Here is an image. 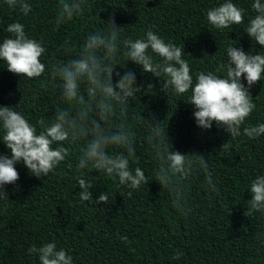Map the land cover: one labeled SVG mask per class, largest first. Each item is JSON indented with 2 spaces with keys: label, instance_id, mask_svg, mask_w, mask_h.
Returning <instances> with one entry per match:
<instances>
[{
  "label": "trees",
  "instance_id": "1",
  "mask_svg": "<svg viewBox=\"0 0 264 264\" xmlns=\"http://www.w3.org/2000/svg\"><path fill=\"white\" fill-rule=\"evenodd\" d=\"M28 2L32 11L25 17L0 0V42L10 35L5 31L9 23L24 24L27 34L46 47L41 57L45 77L58 60L67 58L59 50L65 39L78 49L89 33L111 28L109 17L119 27L121 39L143 38L150 29L166 43L183 46L194 79L198 72L224 76L220 68L229 45L264 54V48L243 31L255 15L253 0H232L245 10L244 23L223 30L215 29L206 18L207 10L223 0H87L83 17L58 29L53 21L59 0ZM125 61L122 52L118 53L115 70L121 75L133 71L141 89L129 104L130 118L141 113L149 124L161 121L167 125L171 150L204 155L216 191H208L205 177L197 172L186 189L192 211L182 215L155 180L132 190L117 187L116 177L92 169L77 171L83 142H62L68 150L66 159L46 177L31 175L22 162L15 165L19 179L5 186L7 197L0 196V264H40L38 256L27 249L49 242L71 255L73 264H264V212L244 215L250 199L248 187L257 175L264 174V134L234 139L215 123L210 130L197 127L194 109L185 103L188 94L175 96L171 90L166 94L161 88L164 78L158 80ZM42 79L19 77L0 61V106L20 112L32 124L38 120L50 124L55 119L54 107H64L65 102L58 96L59 81L50 80L45 88ZM241 82L247 87L246 81ZM249 94L256 107L242 128L264 123V75ZM146 124L136 127L138 141ZM0 154H9L2 142ZM137 156L138 162L130 166L141 167L151 178L155 164L147 146L138 144ZM81 175L94 183L91 201L79 199L77 179ZM102 192L109 197L108 205L96 203ZM122 236L129 242L122 241ZM177 251L183 252L179 260L173 259Z\"/></svg>",
  "mask_w": 264,
  "mask_h": 264
},
{
  "label": "clouds",
  "instance_id": "2",
  "mask_svg": "<svg viewBox=\"0 0 264 264\" xmlns=\"http://www.w3.org/2000/svg\"><path fill=\"white\" fill-rule=\"evenodd\" d=\"M87 0H59L54 18L56 29L76 17H83ZM11 10L27 17L32 11L28 0H3ZM251 9L255 13L243 30L247 36L264 48V2L253 0ZM243 8L232 0H223L206 12L207 22L215 29L223 30L244 23ZM108 21L107 32L89 33L81 47L70 45L65 39L60 46L67 57L58 60L45 77L46 66L41 62L46 47L42 40L30 37L24 24L12 22L5 31L10 34L0 42V61L9 72L19 77L41 80L47 87L50 80H58L59 98L64 107L55 108V119L50 124L44 120L32 124L20 112L9 106H0V142L9 154H0V196L7 197L4 188L15 184L19 173L15 167L22 162L31 175L46 177L63 161L68 150L62 142H83L76 168L92 169L108 177L118 178L117 187L126 186L136 190L155 180L166 189L172 206L182 215L192 211L189 207L186 189L199 172L205 177V187L215 192L217 185L205 156L195 153H181L171 150L172 146L160 122L148 123L141 113L131 119L129 104L141 91L136 84V74L127 70L121 75L116 69L118 53L139 66L144 73H150L158 80L164 78L162 90H169L175 96L188 94L187 104L192 105L196 126L210 130L213 123L222 128L228 136L254 139L264 134V123L242 128L245 120L256 105L250 99L249 89L261 81L264 75V54H250L242 48L229 45L220 71L198 72L195 79L188 61L184 58V47H178L147 30L144 37L136 40L121 39L120 29L113 19ZM226 59V62H225ZM125 61V62H126ZM118 79L115 81L113 77ZM242 79L246 81L245 86ZM148 87H151L149 84ZM147 121L144 133L138 141L137 125ZM37 126L41 129L39 132ZM57 146L54 148L53 144ZM147 146L155 168L149 178L141 167H131L138 162L137 146ZM170 146V147H169ZM79 199L81 202L93 199L90 189L94 183L83 175L78 177ZM247 217L264 212V174L257 175L248 187ZM131 196L132 192L129 191ZM109 204L105 192L99 194L96 203ZM128 243L126 236L120 237ZM29 254L38 256L40 264H73V258L55 242L27 249ZM182 251L173 259L179 260Z\"/></svg>",
  "mask_w": 264,
  "mask_h": 264
}]
</instances>
